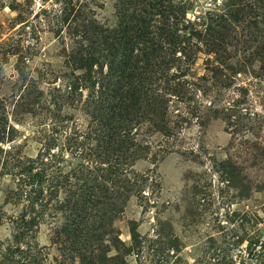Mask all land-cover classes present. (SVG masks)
Returning <instances> with one entry per match:
<instances>
[{"label": "rangeland", "instance_id": "1", "mask_svg": "<svg viewBox=\"0 0 264 264\" xmlns=\"http://www.w3.org/2000/svg\"><path fill=\"white\" fill-rule=\"evenodd\" d=\"M0 264H264V0H0Z\"/></svg>", "mask_w": 264, "mask_h": 264}]
</instances>
